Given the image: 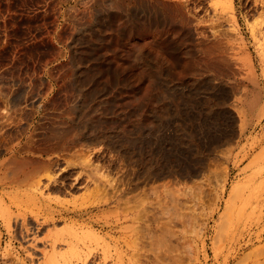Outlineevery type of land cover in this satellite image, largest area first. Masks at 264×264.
Wrapping results in <instances>:
<instances>
[{"label": "rangeland", "instance_id": "rangeland-1", "mask_svg": "<svg viewBox=\"0 0 264 264\" xmlns=\"http://www.w3.org/2000/svg\"><path fill=\"white\" fill-rule=\"evenodd\" d=\"M0 264H264V0H0Z\"/></svg>", "mask_w": 264, "mask_h": 264}, {"label": "bare ground", "instance_id": "bare-ground-1", "mask_svg": "<svg viewBox=\"0 0 264 264\" xmlns=\"http://www.w3.org/2000/svg\"><path fill=\"white\" fill-rule=\"evenodd\" d=\"M236 107H237V105H236ZM226 157H227V156H226ZM163 164H164V163H163ZM166 165H168V164L166 163ZM173 166L175 167V165H173ZM162 167H163V166H162ZM164 167H165V166H164ZM168 167H169V166H168ZM174 167H173V168H174ZM178 167H179V166H178ZM183 167H184V166H183ZM175 168H176V167H175ZM180 168H181V167H180ZM169 169H170V168H169ZM167 170H168V169H167ZM179 170H180V169H179ZM183 170H184V169H183ZM180 171H181V170H180ZM180 171H179V172H180ZM185 171H186V170H185ZM165 172H167V171H165ZM171 172H172V171H171ZM187 173H188V172H187ZM164 174H165V173H164ZM161 175H163V174H161ZM157 177H158V176H157ZM242 187H243V186H242ZM242 187H241V190H242ZM237 190H238V189H236L235 192H238V193H235V192H234V194L232 195V199H235V198L237 199V198H238L237 195L240 194V192H239L240 189H239L238 191H237ZM234 196H236V197H234ZM232 199H231V200H232ZM183 213H184V212H183ZM179 215H180V214L178 213V215H176V216H179ZM185 215H186V217H187L186 212L184 213V216H183V214L181 215V220H180L179 218H177V220L179 219L180 221H182V219L185 218ZM175 218H176V217H175ZM186 219H187V218H186ZM186 221H187V220H186ZM186 221L183 220V222H181V224H182L184 227L187 226ZM177 223H178V221H177ZM181 224H180V222L178 223V225L182 226ZM183 226H182V227H183ZM185 231H186V230H185ZM186 232H187V231H186ZM182 235H183L184 238L186 237V235H184V234H182ZM178 239H179V238H178Z\"/></svg>", "mask_w": 264, "mask_h": 264}, {"label": "crops", "instance_id": "crops-1", "mask_svg": "<svg viewBox=\"0 0 264 264\" xmlns=\"http://www.w3.org/2000/svg\"><path fill=\"white\" fill-rule=\"evenodd\" d=\"M42 79L43 81L48 83V82H51L52 77H50L49 72L47 71V73H45V77H43Z\"/></svg>", "mask_w": 264, "mask_h": 264}]
</instances>
